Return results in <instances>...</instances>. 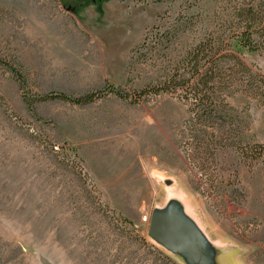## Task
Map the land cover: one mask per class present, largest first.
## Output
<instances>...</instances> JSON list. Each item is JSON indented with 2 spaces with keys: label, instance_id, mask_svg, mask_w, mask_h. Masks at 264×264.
I'll return each mask as SVG.
<instances>
[{
  "label": "rangeland",
  "instance_id": "rangeland-1",
  "mask_svg": "<svg viewBox=\"0 0 264 264\" xmlns=\"http://www.w3.org/2000/svg\"><path fill=\"white\" fill-rule=\"evenodd\" d=\"M66 1L76 10L0 0V54L25 75L22 85L0 68V264H188L148 233L171 204L215 264H264V163L251 157L264 143V92L252 79L226 90L240 129L207 155L183 89L139 103L26 102L160 82L237 0ZM241 56L264 74L263 52Z\"/></svg>",
  "mask_w": 264,
  "mask_h": 264
},
{
  "label": "trees",
  "instance_id": "trees-1",
  "mask_svg": "<svg viewBox=\"0 0 264 264\" xmlns=\"http://www.w3.org/2000/svg\"><path fill=\"white\" fill-rule=\"evenodd\" d=\"M93 1L103 3L108 0ZM61 2L71 10H76L75 6L66 0ZM221 14H218L221 20L213 28L208 27L204 36L184 51L177 63L170 66V72L162 81L149 84L135 91L133 95L106 82L100 89L79 95L51 91L40 94L33 100L26 97V102L32 105L37 101L61 100L76 105H87L100 98L115 95L139 103L151 96L165 92L176 93L183 89L185 97L192 103L196 133L202 135L200 142H204L199 146L202 145L201 150L204 149L203 152L207 155L212 145L219 143L224 134H235L237 129H240L234 107L230 106L224 97L226 90L243 77H248L264 92V74L255 71L241 56L243 50L264 53V0L260 4H256L254 0H237L230 12ZM146 56L147 51L140 54L144 59ZM19 66L0 54V68L10 71L15 79L24 85L25 75ZM226 106H230L227 111ZM223 110L228 116L227 120L223 118ZM237 148L242 154L250 150V147L242 144V140ZM251 155L253 159L262 160L264 163V143L255 148Z\"/></svg>",
  "mask_w": 264,
  "mask_h": 264
},
{
  "label": "water",
  "instance_id": "water-1",
  "mask_svg": "<svg viewBox=\"0 0 264 264\" xmlns=\"http://www.w3.org/2000/svg\"><path fill=\"white\" fill-rule=\"evenodd\" d=\"M148 233L169 251L183 256L188 264H215L206 236L177 204L153 211Z\"/></svg>",
  "mask_w": 264,
  "mask_h": 264
}]
</instances>
